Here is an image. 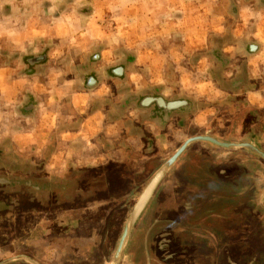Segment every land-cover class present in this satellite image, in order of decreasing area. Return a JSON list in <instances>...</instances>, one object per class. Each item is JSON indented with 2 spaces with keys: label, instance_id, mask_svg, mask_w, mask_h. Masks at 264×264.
Returning a JSON list of instances; mask_svg holds the SVG:
<instances>
[{
  "label": "crops",
  "instance_id": "obj_1",
  "mask_svg": "<svg viewBox=\"0 0 264 264\" xmlns=\"http://www.w3.org/2000/svg\"><path fill=\"white\" fill-rule=\"evenodd\" d=\"M58 27L29 23L19 41L42 46V41L69 31ZM3 77L0 84L5 87L8 76ZM96 79L89 90L83 87L87 79H80L81 87L75 90L61 78L49 95L34 86L44 100L32 106L27 124L6 123L8 112H0V151L9 150L7 142L20 151L28 149L27 155L0 156V264H110L140 196L188 139L209 136L226 143H251L264 151V124L252 114L259 108L254 92H248L247 103L237 104L227 117L198 102L199 95L175 97L190 104L165 116L155 106H136L135 94L128 89L122 95L99 89L102 81ZM15 86L19 89L20 83ZM14 92L10 89L9 94ZM157 95L167 99L164 93ZM206 95L208 101L218 99L213 92ZM64 146L71 154L55 149ZM38 159L49 162L48 171L55 163L59 178L68 177L66 170L73 166L94 173L85 182L84 172L77 176L81 182L76 189L81 191L85 184L79 194L81 207H65L64 201L36 203L37 188L62 194L69 188L64 180L56 188V182L49 181L50 188L47 181L37 182L34 190L27 188L31 193L24 192L26 198L21 196L17 182L22 167L8 165ZM112 169L117 171L111 173ZM5 171L12 175L5 176ZM23 177L31 179L28 185L36 184L35 170ZM7 179L11 183L4 185ZM129 203L134 204L125 221L113 219ZM261 211L264 160L244 148L193 142L158 184L131 230L119 264H264Z\"/></svg>",
  "mask_w": 264,
  "mask_h": 264
},
{
  "label": "rangeland",
  "instance_id": "obj_2",
  "mask_svg": "<svg viewBox=\"0 0 264 264\" xmlns=\"http://www.w3.org/2000/svg\"><path fill=\"white\" fill-rule=\"evenodd\" d=\"M29 23L61 26L60 31L67 26L69 31L51 41H42L43 45L37 47L32 42L19 41ZM252 44L258 48L249 49ZM47 54L51 55L49 59ZM43 55H46L44 63L30 67V58ZM119 66L125 67L124 76H112L110 70ZM0 74V80L8 76V85L0 84V112H8L6 123L27 124L26 117L32 110L28 108L41 105L44 95L51 94L48 92L61 78L70 81L66 84L77 90L81 87L80 79L95 76L102 81L99 89L115 92L114 95L127 93V89L137 99L158 93H164L167 100L199 95L202 99L198 102L216 107L217 115L224 117L235 112L241 103H247L248 92H254L257 96L252 98L259 101V108L254 109L253 118L264 124V0H0ZM18 83L19 89L15 86ZM93 84L92 80L90 85ZM34 86L46 93L37 95ZM10 89L15 91L11 95ZM209 92L218 99H205ZM7 145L8 153L0 151L1 156L28 153L27 147L20 151L16 145L12 148L10 142ZM55 149L71 154L68 146ZM13 165L22 167L19 182L30 183L31 179L23 176L36 172L34 186L17 184L25 198L24 192H30L27 188L34 190L39 186L37 182L47 181L48 188L49 181L56 182L53 186L56 188L59 181H67L69 188L62 194L37 189L33 193L37 196L36 203L64 201L65 207H81L79 194L85 184L81 191L77 190V181L81 182L77 176L84 172L82 182H85L94 174L73 166L66 170L68 177L59 178L60 169H54L57 165L53 163L48 171L50 164L45 159L8 166ZM133 204L116 211L113 219L125 221ZM262 215L263 211L264 218Z\"/></svg>",
  "mask_w": 264,
  "mask_h": 264
},
{
  "label": "water",
  "instance_id": "obj_3",
  "mask_svg": "<svg viewBox=\"0 0 264 264\" xmlns=\"http://www.w3.org/2000/svg\"><path fill=\"white\" fill-rule=\"evenodd\" d=\"M253 48H258V46L257 45H254V44H252V45L249 46V49H252L253 50ZM45 61H46V55H43V56H40V57L30 58L28 64L30 65V67H33V66H35L37 64H42ZM119 71H121V72H119ZM124 72H125V67L124 66H119V67H116V68H113V69L110 70V74L112 76H115V77H118V78L123 77L124 76ZM92 80L94 81V83L96 82L95 85H94V86H96V84H97L96 77L90 76V77L87 78L86 89L89 90V89H91V88L94 87V86H91L90 85V83H91ZM132 102L134 104H136V106H138L139 108H151L152 106H155V107L159 108V110L162 112V114H165V116H167L166 114H168L171 111L178 110V109L183 108V107H186V106H188L190 104L187 99L167 100V99H165L164 97H162L160 95H157V96L145 95V96H143L140 99H137L136 97H133V101ZM28 109H33V108H32V106H30ZM198 141L209 142L211 144H214L216 146H220V147L226 148V149H240V148H244V149H247V150L253 152L255 155L259 156L260 158H262L264 160V152L262 150H260L259 148L255 147L254 145H252L251 143H226V142L220 141L218 139H215V138H212V137H209V136H196V137H192V138L188 139L178 149V151L157 172V174L152 179L151 183L154 181L155 177L158 176V174H160V172H162L165 168H167V170L165 171L164 175L167 173V171L173 166L174 162L177 161V159L184 152V150L187 148V146H189L193 142H198ZM164 175H163V177H164ZM157 186H156V188H157ZM154 191H153V193H154ZM153 193H152V195H153ZM150 198H149V200H150ZM148 201H147V203H148ZM137 204H136V206H137ZM136 206L132 210V212H131L128 220H127V223L125 225L124 231L122 233V237L120 239V242H119V245H118V248H117V251H116V256L114 258V262L118 260L117 258H118L119 254H120V251H121L122 246L124 244L125 238L127 236V240H128L129 235L131 233V230H132L134 224L136 223L137 219L140 216L139 215L137 217V219L134 221L133 225L129 229V222L131 220L132 215L134 214V212L136 210Z\"/></svg>",
  "mask_w": 264,
  "mask_h": 264
},
{
  "label": "bare ground",
  "instance_id": "obj_4",
  "mask_svg": "<svg viewBox=\"0 0 264 264\" xmlns=\"http://www.w3.org/2000/svg\"><path fill=\"white\" fill-rule=\"evenodd\" d=\"M252 53V52H251ZM98 57H95V59H97ZM121 72V71H119ZM95 77V76H94ZM96 83V82H95ZM95 84H93L92 86H94ZM167 170V168H165L162 172H160V174H158V176L155 177L154 181L149 185V187L147 188V190L143 193L142 197L140 198L139 200V203L137 204L136 206V210L134 212V214L132 215L131 217V220L129 222V229L131 228V226L133 225L134 221L137 219V217L139 216V213L141 212L142 208L144 207L145 205V202L146 200L148 199L151 191L153 190L156 182L161 178V176L164 174V172ZM157 177H160L159 179H157ZM126 243H127V236L125 238V241H124V244L122 246V249L120 251V254L118 256V260L114 262V259L113 261L110 263V264H119L120 261H121V258L123 256V252L125 250V246H126ZM116 256V255H115ZM115 258V257H114Z\"/></svg>",
  "mask_w": 264,
  "mask_h": 264
},
{
  "label": "flooded vegetation",
  "instance_id": "obj_5",
  "mask_svg": "<svg viewBox=\"0 0 264 264\" xmlns=\"http://www.w3.org/2000/svg\"><path fill=\"white\" fill-rule=\"evenodd\" d=\"M258 148V147H257ZM261 150V149H260ZM263 151V150H262ZM1 156V155H0ZM1 181H3L2 179H0ZM8 181V182H7ZM4 182V181H3ZM11 183V181L10 180H6V182L4 183V185H9ZM18 183V185H20L21 183L23 184V185H28V183L29 182H26V181H22V182H17ZM44 189H46V187H44ZM37 190H39V188H37Z\"/></svg>",
  "mask_w": 264,
  "mask_h": 264
},
{
  "label": "clouds",
  "instance_id": "obj_6",
  "mask_svg": "<svg viewBox=\"0 0 264 264\" xmlns=\"http://www.w3.org/2000/svg\"><path fill=\"white\" fill-rule=\"evenodd\" d=\"M160 177H157V179H159Z\"/></svg>",
  "mask_w": 264,
  "mask_h": 264
}]
</instances>
